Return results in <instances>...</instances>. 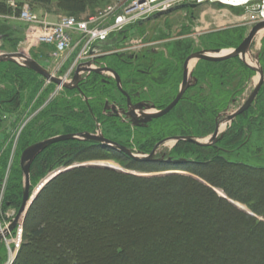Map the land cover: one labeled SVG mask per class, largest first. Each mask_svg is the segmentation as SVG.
I'll list each match as a JSON object with an SVG mask.
<instances>
[{"label": "trees", "instance_id": "obj_1", "mask_svg": "<svg viewBox=\"0 0 264 264\" xmlns=\"http://www.w3.org/2000/svg\"><path fill=\"white\" fill-rule=\"evenodd\" d=\"M31 1L46 5L51 3V0ZM111 1L59 0L58 8L69 16L79 17L86 9ZM0 11H5L6 15L13 12L3 2H0ZM13 30L11 24L0 20V38L16 48L20 38ZM243 39V31L226 29L211 34L210 48H236ZM258 56L264 70V39ZM196 73L203 81L208 80V96L190 98L178 106L175 113L159 126L158 135L191 129L203 130L205 134L214 132L218 115L229 108L232 99L244 90L254 75L238 57L220 62H201ZM44 83L26 67L13 62H0V113L16 112L23 102L36 97ZM50 86L40 97L42 101L47 100L52 92L54 85ZM222 87L223 98L217 96L218 89ZM67 91L65 94H71L70 90ZM64 100H57L58 108L53 114L61 122L77 117L63 108L65 104L59 103ZM84 122L91 124L89 118L76 121L74 130L88 129ZM69 128L63 129L68 132ZM253 134L261 143L264 138V83L253 105L236 117L222 140L209 147L182 143L193 146L194 150L180 149L182 151L175 150L173 153L176 159L188 158L187 153H194L197 155L194 160L143 163L123 153L113 152L126 162L130 170H175L185 173L140 176L84 166L60 173L44 186L25 216L23 242L15 264H264V196L254 185L263 184L264 168L243 162L246 160H230L234 155H239V159L244 155L249 157V137ZM80 146H89L92 153L105 150L95 142L82 140L59 142L47 150L62 148L69 152L64 158L71 156L72 160L93 159L85 157V154L78 159ZM41 155L31 166L32 186L49 170L58 167L35 166ZM54 155L55 152L41 162ZM7 166L8 157L5 154L0 159V191ZM226 171L233 172L228 176ZM87 176L111 181L113 189H116V199L110 206H103V198L96 199L93 195L83 202L69 199L70 192L65 183ZM9 179L4 209L14 207L18 211L24 193V175L19 158ZM55 188L56 192H52ZM214 188L221 189L228 199L219 196ZM63 191L68 201L59 199V193ZM48 195L53 197L51 203L48 201L49 209L43 215H35L41 200ZM54 198L61 200V204L57 205L58 200L54 202ZM229 200L246 204L251 214L241 211ZM1 242L0 258L6 253ZM43 252L47 255L40 261L38 257Z\"/></svg>", "mask_w": 264, "mask_h": 264}, {"label": "rangeland", "instance_id": "obj_2", "mask_svg": "<svg viewBox=\"0 0 264 264\" xmlns=\"http://www.w3.org/2000/svg\"><path fill=\"white\" fill-rule=\"evenodd\" d=\"M6 1L7 0H0V2H3L4 4H6ZM24 2L29 4L30 9L32 11H34L35 13L41 16L47 15L49 20L54 21V22L56 20H59L61 16H69L63 11L59 10L58 8L59 0H51V3L49 5L42 4V3H39V4L34 3L31 0H21V3H24ZM110 3L106 5L98 6L95 8H88L81 15L96 14L98 11L105 9ZM0 14L6 15L5 11H0ZM8 15H13V12H10V14ZM254 17L255 16L253 15V12H250L243 8H231V7H225V6H218L216 4H211V3H204L203 5H201L198 11H194V12L193 11L190 12L188 10L177 11L175 13L170 14L168 18L167 17L160 18L159 21L153 22L152 24H155L157 26L159 24L163 25L164 23L165 24L168 23L170 27L169 29H171L172 31L170 35V37L172 38V41L164 43L161 46H169V45L173 46L175 43H179L182 40H188V43L191 44L192 46V50L194 52H199L205 49H212L210 48L211 47L210 36L212 33H217L219 31H223L226 29L227 30L234 29V30H238L239 32L243 31L244 38H245L255 25V23H253ZM0 20L5 21L11 25L13 24L12 26L14 27V30L16 31L15 35L17 38H20V41L18 42V45L16 48L14 47L7 48L5 46L7 45V43L2 38V42L4 41L5 43V45L3 44V47H2L3 51H10V52L14 51L12 53H18L17 51L19 49V46L25 39V31H26L25 25L15 20H9V19L8 20L0 19ZM126 34L128 35V33ZM129 34L133 35L134 31L133 30L130 31ZM137 36H139V34H137ZM137 36H132L128 42H126L124 45H121V46L125 48V50H128V49H133L136 46L140 45L139 37ZM263 39H264V32H262L261 35H259L254 40V42L252 43L250 47V52H249V56L247 60H248V63L254 66H256L255 57H257L258 52L262 48ZM154 46L158 47L160 45L156 44V45H153V47ZM230 49H234V48H229L225 50H230ZM51 52H52L51 47L47 45H43L38 49L31 50L29 52L28 57L33 58L42 67H44L45 69H47L49 72L53 74L55 73L58 76L66 75L67 73H71V76L72 74L74 75V72L72 70L73 60H69L68 62L64 64V66L62 65L63 67L60 70H56L60 61L50 58L48 55ZM204 61L205 60H203L202 62ZM37 75L39 76V80L40 79L44 80L45 83L43 84L40 91L37 93L36 97H34L33 100L28 99L27 102H23L22 107L18 109L16 112H12V114L0 113V159L5 154H7V157H8V166L7 168H5L6 170L5 175H4L5 178H4L1 191H0V229L2 228L1 230H5L6 226L9 225V223L13 220V218L16 216V213H17V210L14 207H9L7 209H4V201H5V194H6L5 192L7 189L8 182L10 180L9 176H11V173L13 172V169L15 167V162L17 161V158H19V153L23 147L27 146L28 144L40 142V141H43L45 139H48L50 137L57 136V135L91 133L94 135H103V136L106 135L112 138H118L121 141L124 140V143L126 145H130V146L132 145L133 148L135 146L136 148H138L139 142L141 144L143 142H146L145 141L146 138L151 137L153 134V125L151 128L152 129L151 131L150 130L140 131L139 129L129 127L128 131L121 133V134L126 133L124 134V138L121 137V134H117L115 131H109L111 128L105 129V127H102V126L96 127V125H91V127L88 128L90 129V131L92 130L93 133L89 131H83V130H81L82 132L80 133H71V132L77 131L76 129L74 130L73 128L75 126L74 123L76 121H81L85 119V115L78 116L77 112L75 111L76 104H73V100L69 101L70 102L69 105L60 101L59 103L65 104L64 105L65 107H63L64 109L68 110L70 113H74L75 116L77 117H75V119H72V120L66 119L63 122H61L59 118H55L53 114L54 112H56L58 108L56 107L58 105L57 100L61 98L66 99V97H64L66 94L62 90L63 89L62 87H57L56 85L53 84L54 85L53 90L48 95L47 100L42 101L40 97H43L46 91L51 88L50 84L52 83H48L45 80V78H43L39 74ZM258 78H259L258 72H255V75L252 77L251 80H249V82L247 83V86L244 88L243 93L239 96V98L238 97L235 98L238 101H235L234 103H230V107L227 113L228 112L229 114L233 113L237 111L242 105H244L246 101L245 99L250 94V92L255 88ZM45 112L47 113L45 114ZM220 116L221 114L218 115V117ZM218 117L216 119L217 121L219 120ZM163 120L165 119L158 120L154 126L160 125ZM220 120H222V118ZM233 121L225 122L224 127L215 143H212L211 145H208V146H200V147L213 146L217 142L222 140L225 134L230 129ZM88 126L90 125L88 124ZM67 127L68 128L70 127L67 130L68 132H66L63 129ZM191 130L192 131L179 130V131H175L169 134H163L161 136L160 135L158 136L157 134V136L158 138H161V140H163L165 137H168L169 135H172V136L175 135L179 137H181L182 135H186V137L191 136L192 138L200 140L201 142H206V141H210V139L213 137V134H214V132L210 134H205L203 130H201L200 132L196 131L195 129H191ZM151 132L152 134H150ZM125 135H127V137H125ZM174 138L176 137H172V140H174ZM249 138L251 140L249 157L245 158L246 155H244L242 159H239V155H234V157H231L230 160H232L233 162H236V161L240 162L241 160H246L243 162L248 163L249 165H252V166L264 168V138L260 141L261 143L257 142V137L255 136V134H253V137H249ZM136 140H139L138 144L136 143ZM172 140L163 146L161 145V147L157 149L158 150L157 155H159V152L161 151H166L168 154L170 153L173 155L175 150L176 151H182V150L193 151L194 150L193 146L189 147L187 146V144H182L183 142H180V141L178 142V144L177 142H175L174 144L175 140L174 141ZM157 145H160V144L152 143L150 148L155 149ZM128 148L134 151L133 148L132 149L130 147ZM154 149L153 150L151 149L152 152L154 151ZM54 150L55 149L53 148H49L48 150L46 149V151L41 153L42 154L40 157L41 159L40 160L38 159L39 162L35 163V166L37 167L41 165L42 166H58V167H54L51 170H49L47 174H45L34 186H32V183H31V189H30L31 204L29 208L32 206L34 201L38 198V195L41 193L42 189L44 188L43 184L49 178L53 177L56 174L59 175L61 171H64V170H67L69 168L76 167V166L96 164V163H105V164H110V165L112 164L116 167L126 169L140 176H157V175H165V173H172V172L185 173V172L175 171V170H168V171H161V172H158V171L140 172L136 170H130L127 168L126 162L123 159H121V157L115 155L113 151H108L105 149L101 151H95L92 153L91 150L89 149V146L88 147L80 146L78 148V152L81 153L80 155H78V159H79V156H81L82 154L83 155L85 154V157L89 156V158H93V159H89L85 161H79V160H74V159L72 160L71 156L69 157L67 156L66 158H64V156H66L67 154L69 155V152H66V150H63L62 148L57 149L56 151ZM54 152H55L54 156L55 157L57 156L56 158L52 156L51 159H49L48 161H44L43 163L41 162L44 160V158H46L48 155ZM187 154H188L187 155L188 158H186L187 160H194L197 158L196 157L197 155L194 153H187ZM83 155L81 157H83ZM93 156L96 158H94ZM173 158L176 159V156H173ZM143 163H158V162H143ZM163 164H166V163L164 162ZM231 172L233 171H226L225 173L226 175L229 176ZM51 180H49L48 182H50ZM65 184H67L66 185L67 190H69L70 192L69 199L70 200L73 199L76 202H79V201L83 202L84 199L90 200L94 196L96 197V199L103 198L104 201L101 204L107 207V206H110L113 203L112 201L116 199V196H115L116 189H113V184L111 183V181H108L107 178L100 179L97 176H87L82 179V178L77 177L75 180L69 181ZM254 185L256 188L260 190L261 194L264 196V182L261 185L257 183ZM214 189H216L215 192L219 196H222V197L226 196L225 193H223L221 189H217V188H214ZM52 192H56V188ZM61 193H59L60 195L59 199L61 198L63 202V200H67L65 197L66 192L63 191ZM51 198L53 197H49L48 195L46 198H43L41 200L37 211H35V215L37 213L43 215L47 212V210L49 209V207L47 206L49 204L48 201H50L51 203ZM56 199L57 198L53 199L55 200L54 202H56ZM59 199H57L58 200L57 205L61 204L60 202L61 200ZM237 203L244 206L245 207L244 209L250 212L249 206L241 202H237ZM24 219L22 223L7 238H5L1 242V244L4 246L6 250V253L4 254V256H2V258H0V264H15L19 250L21 248V244L23 242ZM46 255H47L46 252L41 253L40 256L38 257L39 260L41 261V259L43 258L45 259Z\"/></svg>", "mask_w": 264, "mask_h": 264}, {"label": "flooded vegetation", "instance_id": "obj_3", "mask_svg": "<svg viewBox=\"0 0 264 264\" xmlns=\"http://www.w3.org/2000/svg\"><path fill=\"white\" fill-rule=\"evenodd\" d=\"M184 5H186V3L181 4L180 6ZM200 7L201 5L191 4V6L175 10L170 14L181 10L194 12L198 11ZM169 15H162L157 18L152 16L146 20H142L134 29H132L134 31L133 35L129 34L130 31H132L129 30L127 31L128 35L122 34L115 36L102 44L101 54L96 59L91 60L89 65L86 63L85 65H78L73 70L74 75L72 74L71 76L70 74L67 81L63 82L69 83L71 88L62 89L64 92H69L67 90H70L71 92V94H66L64 96L67 101L64 100L62 102L69 105V101L73 100V104H76L75 111L78 116L85 115V119L89 118L91 120L90 126H88L87 123H84L87 128L91 127V125H96V127L102 126L105 127V129L111 128L109 131H115L117 134H121L122 132L128 131L129 127L139 129L140 131H151L153 125V134L152 132L150 133L152 136L147 137L145 140L146 142H143L142 144L139 142L138 144L139 140H136V143L139 146L138 148H136V146L133 148L132 145H126L124 140L121 141L118 138H112L106 135L104 137L124 145L127 148H133L136 153L147 155L151 154L154 149L150 148L151 144L158 143L160 145H157L154 149V157L158 160L155 162L158 163H170L166 160L170 157L173 158L175 155L168 154L166 151H161L159 152V155H157V149L161 147V145L163 146L171 141L172 137L179 136L169 135L161 140V138H158L159 135L157 136V127L159 128L162 123L166 122V120L175 113L178 106L185 103L190 98H203L205 95L208 96L207 92L209 90L208 80L206 81L205 79L203 81V79H201L196 73L197 66L203 60L192 65L189 64L187 67L188 87L184 91L178 104L165 116L152 118L149 121L148 118L150 116L163 111L177 98L184 84L186 62L188 58L195 53L192 50L191 44L188 43V40H182L179 43H175L173 46H161L164 43L172 41V38L170 37L172 31L169 29L170 27L168 23H164L163 25L159 24L157 26L152 23L159 21V19L163 17L168 18ZM137 34H139V36H137ZM132 36L139 37L140 45L133 49L120 52L113 51V48H116L118 44L124 45ZM156 44L160 46L153 47V45ZM248 68L252 70L255 75V71L249 66ZM76 74H78L77 80H75ZM253 76H251L250 80ZM55 77L62 80L61 75H55ZM246 86L247 84L245 87ZM238 89L240 90V88ZM253 90L245 99L246 101L249 99ZM243 91L240 90L241 93L234 97L231 103L238 101L235 98H239ZM217 96L224 97L223 87L218 89ZM228 110L229 108L221 113V116L218 117L219 120H216V125L225 120L226 114H229V112L227 113ZM87 114H89V117ZM221 118L222 120H220ZM160 119L165 120H163L160 125L154 126ZM83 131L92 132L90 129H84ZM80 132L82 131L78 130L71 133ZM124 134H121L122 138H124ZM125 137H127V135H125ZM181 137H186V135H182ZM179 141L187 143L185 140ZM179 141H174V144L175 142L178 144ZM188 143L196 145L189 141ZM32 144L34 143L28 144L27 147ZM26 148H24V150ZM22 152L19 155V161ZM40 155L41 153L36 159Z\"/></svg>", "mask_w": 264, "mask_h": 264}, {"label": "built area", "instance_id": "obj_4", "mask_svg": "<svg viewBox=\"0 0 264 264\" xmlns=\"http://www.w3.org/2000/svg\"><path fill=\"white\" fill-rule=\"evenodd\" d=\"M184 3L188 6L211 3L243 8L253 12V23L264 21V0H113L96 14L61 16L55 22L49 20L47 15L41 16L32 11L28 3L7 0L6 4L13 15L0 14V19L15 20L25 25V39L20 44L18 53L28 57L31 50L47 45L52 48L48 56L60 61L56 70H60L69 60H73L74 70L78 65L88 64L96 59L101 54V45L111 38L126 34L140 21ZM121 45L118 44L113 51L125 50ZM2 47L0 38V55L5 54ZM70 74L62 75V81H67Z\"/></svg>", "mask_w": 264, "mask_h": 264}, {"label": "water", "instance_id": "obj_5", "mask_svg": "<svg viewBox=\"0 0 264 264\" xmlns=\"http://www.w3.org/2000/svg\"><path fill=\"white\" fill-rule=\"evenodd\" d=\"M216 5L221 6L220 4H216ZM185 7H188V5L179 6L177 8H173L167 12L158 13L154 17L157 18V17H160L162 15H167V14H170L171 12H173L175 10L183 9ZM262 32H264V21L255 24L254 27L252 28V30L249 32V34L244 38V40L241 42V44L237 48L230 49V50L205 49V50H201L199 52L193 53L188 58V60L186 62L184 84H183V87H182L180 93L178 94L177 98L166 109H164L163 111H161L159 113H156V114H153L152 116H150L148 118L149 121L152 118H159V117L165 116L167 113H169L178 104V102L180 101L184 91L188 87V70H187V67L189 64L197 63L200 60L211 61V62H220V61H225L228 59L238 57L243 61L244 64L251 67L255 72H258V74H259V78L257 80L256 86H255L252 94L250 95L249 99L237 111L230 113V114H226V118H225V120H223V122L217 123L215 132L213 134V137L210 139V141L201 142L200 140H197V139L192 138V137H176V138H174L175 141L185 140V141L192 142L198 146H208V145H211L212 143H215L218 139V136L220 135V133L222 131V129H221L222 125H224L226 121H230V122L233 121L237 116H239L240 114L244 113L247 109H249L250 106L252 105V103L255 101V99H256V97H257V95H258V93H259V91H260V89L264 83V71H263V69L260 65V62H259V56L257 55V57H255L256 66L248 63V60H247L252 43L254 42V40L259 35H261ZM0 62L16 63L20 66H23V67H26L30 70H33L34 72H36L37 74H39L40 76L45 78V80L48 83H53L57 87H62L63 89L64 88L65 89L71 88V85L69 83H63V81L61 79L56 78L51 72H49L47 69L42 67L36 60H34L33 58L25 57V56L21 55L20 53L2 54V55H0ZM89 64L90 63H88L87 65H89ZM81 65H83V64H81ZM78 71H80V70H78ZM78 71H77V73H78ZM77 75L78 74H76L75 80L78 79ZM67 140L93 141V142L99 144L103 148H106V149L113 151V152L123 153L127 157H129L135 161H139V162H155L157 160L154 157L155 156V150L149 155L139 154V153H136V152L130 150L129 148H127L124 145H121L115 141L107 139L103 135H94L91 133L57 135V136H53V137H50V138L45 139L43 141L36 142V143L30 145L29 147H27L22 152L21 159H20L21 168H22L23 175H24V193H23L22 204H21V207L19 208V210L17 211L16 216L9 223L8 227L5 230L0 231V241H3L5 238H7L22 223L23 219L25 218V216L29 210V206L31 204V193H30V189H31V166H32L33 161L36 159V157L40 153H42L49 146L56 144V143H59V142L67 141ZM159 161H163V160H159ZM166 161L170 162V163H184V162H187L188 160L186 158L173 159L170 157ZM82 166H84V167H96V168L113 170V171H117V172H121V173H131V174L137 175L136 173H133V172L128 171L126 169H122V168L115 167V166L105 164V163L88 164V165H82ZM76 167H79V166H76ZM72 168H74V167H72ZM72 168H69L67 170H70ZM67 170H64V171H67ZM64 171H61L60 173H62ZM172 173H174V172H172ZM165 174H167V173H165ZM56 175H58V174H56ZM56 175L49 178L43 185L45 186V184L49 180L54 178ZM193 177L195 179L201 181L198 177H196V176H193ZM214 190H216V189H214ZM223 197L227 198V196H223ZM229 202L231 204H233L235 207H237L238 209H240L241 211H244L246 213H250L247 210H245L244 208H242L239 205V203H237L233 200H229Z\"/></svg>", "mask_w": 264, "mask_h": 264}, {"label": "crops", "instance_id": "obj_6", "mask_svg": "<svg viewBox=\"0 0 264 264\" xmlns=\"http://www.w3.org/2000/svg\"><path fill=\"white\" fill-rule=\"evenodd\" d=\"M13 25V24H12ZM13 29H14V27H13ZM14 31V33L16 34V31L15 30H13ZM3 44L5 45V43H4V41H3ZM9 44H7V45H5L7 48L8 47H10V45L8 46ZM5 50V49H4ZM12 52H14V51H12ZM12 52H10V51H4V53L5 54H9V53H12Z\"/></svg>", "mask_w": 264, "mask_h": 264}, {"label": "bare ground", "instance_id": "obj_7", "mask_svg": "<svg viewBox=\"0 0 264 264\" xmlns=\"http://www.w3.org/2000/svg\"><path fill=\"white\" fill-rule=\"evenodd\" d=\"M191 65H192V63H191ZM190 65V66H191ZM223 127H224V125H222V128L221 129H223ZM110 165V164H109ZM112 165V164H111ZM112 166H114V165H112ZM116 167V166H115ZM242 208H245L244 206H242L241 204H239Z\"/></svg>", "mask_w": 264, "mask_h": 264}]
</instances>
